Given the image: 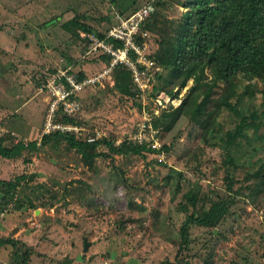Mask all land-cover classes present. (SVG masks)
Instances as JSON below:
<instances>
[{
	"label": "rangeland",
	"instance_id": "1",
	"mask_svg": "<svg viewBox=\"0 0 264 264\" xmlns=\"http://www.w3.org/2000/svg\"><path fill=\"white\" fill-rule=\"evenodd\" d=\"M144 1L0 0V139L16 131L13 123L18 117L33 126L27 125L31 129L23 130L22 136V130L16 131L9 142L39 141L46 134L47 96L40 89L50 73L73 63L87 73L103 66V58L84 57L87 43L79 33L83 30L74 32L67 21L75 18L90 27L86 32L102 34L114 14L129 15ZM182 1L149 0L153 5L149 27H143L139 37L154 61L148 108L155 107L160 94L165 110L178 107L195 84L192 77L183 88L176 86L171 92L162 88L168 69L156 55L160 41L173 37L186 15ZM207 76L196 93L197 101L211 82V75ZM233 84L232 103L248 87L236 105L239 114L223 108L206 139L188 115L168 132L153 125L156 151L146 152L145 157H99L88 167L64 140L56 147L25 150L11 159L0 157L1 180L36 173L17 188L15 203L20 207L12 203L0 213V236L18 241L14 249L0 247V264H20L22 256L15 251H26L31 264H260L264 172L255 173L264 161V81L236 77ZM217 85L215 97L225 89L223 82ZM112 87L83 94L81 110L72 117L81 129L69 133L75 139L109 136L117 144L136 143L132 138L144 103L136 93L127 96ZM29 98L30 104L23 108ZM32 105H38L36 112L27 114ZM252 112L258 115V128L248 127L245 136L237 139L230 163L225 133ZM190 195H195L194 200ZM128 201L133 203L130 210ZM119 202L127 207L120 208ZM220 202H225L224 209H215ZM209 210L215 217L212 226L194 220ZM85 242L90 243L87 251H83Z\"/></svg>",
	"mask_w": 264,
	"mask_h": 264
},
{
	"label": "trees",
	"instance_id": "2",
	"mask_svg": "<svg viewBox=\"0 0 264 264\" xmlns=\"http://www.w3.org/2000/svg\"><path fill=\"white\" fill-rule=\"evenodd\" d=\"M181 6L187 9L186 15L178 22L173 37L160 41L156 55L159 63L168 69L166 77L163 78L162 88L167 89L168 92L176 86L183 88L192 77L195 84L178 107L168 111L163 110L155 117L153 125L155 127L159 124L165 132H168L180 118L190 115V118L201 128V136L206 139L208 133L213 131L215 119L223 108L239 114L236 105L243 95L248 93V87L242 95H237L235 103H232L231 99L236 96L233 79L242 77L247 81L254 79L264 81V0H184ZM67 25H71L74 32L79 29L90 31L89 26L75 18L67 21ZM143 27H149V20H146ZM98 35L104 34L98 33ZM103 59L108 61L105 56ZM207 73L211 75V82L205 84L202 98L197 101L196 93L202 81L208 77ZM82 75L80 71L78 77ZM113 77L112 88L115 91L127 96L135 94L131 73L127 68L122 65L115 66ZM218 81L225 84V89L215 97L214 88L218 86ZM90 92L96 93L98 89H91ZM257 119L259 118L255 112L244 115L234 129L225 133L223 142L227 150L226 158L230 163L233 162L231 150L234 149L235 142L245 136L248 127L258 128ZM57 120L79 124L71 117H58ZM11 135L7 133L1 137L0 157L11 159L21 156L25 150L37 151L45 146L56 147L60 140H64L67 147L79 153L88 167H91L93 161L99 157L110 160L117 155L132 154L145 157L146 152L155 153L156 151L151 146L128 143L126 140L117 144L109 136H102L89 142L75 139L69 133L52 131L43 134L39 141L9 142L13 138ZM262 139L264 141V137ZM99 147L104 149L100 150ZM163 149L169 150L166 146H163ZM261 172H264V161L255 174L259 175ZM28 175L19 176L14 181L0 179V188L3 192L0 213L12 203L16 209L20 207L16 205L17 188L20 182L27 180ZM72 183L70 181L68 184ZM26 184L29 185L27 182ZM87 187L89 188V185ZM66 188H68L67 185ZM189 197L194 200L195 195ZM119 204L120 208L127 207L126 203L119 202ZM224 204L225 202L216 203L214 207L224 209ZM127 205L126 209L130 210L133 206L132 201H128ZM210 211L194 220L203 226H212L215 217L210 216ZM17 244L18 241L13 237L0 236V247L10 245L14 249ZM17 252L22 256L20 264H31L30 256L26 251L24 253L15 251ZM205 264H211V262L206 261Z\"/></svg>",
	"mask_w": 264,
	"mask_h": 264
},
{
	"label": "built area",
	"instance_id": "3",
	"mask_svg": "<svg viewBox=\"0 0 264 264\" xmlns=\"http://www.w3.org/2000/svg\"><path fill=\"white\" fill-rule=\"evenodd\" d=\"M144 4L136 8L129 15L114 14V20L103 36L95 34H81L87 40L86 58H108L103 66L95 72L87 73L82 70V76L78 77L80 71L72 66L59 68L50 73L41 85L40 92L47 96V108L45 113L44 132L52 131L65 133L78 132L81 128L73 123L60 122L58 117H74L81 110V98L85 92L91 89L102 90L107 86L114 85L113 69L122 65L131 73L132 83L135 87L137 97L144 103L142 119L136 125L135 135L132 138L138 144L148 145L155 148L156 133L153 128V118L158 116L166 108L161 102L162 95L155 99V107H147L146 99L153 91V74L151 66L154 61L145 52V46L139 43V37L143 36V25L148 20L153 5L146 0ZM159 104L157 106V103ZM169 110V109H168ZM166 110V111H168ZM94 138L87 139L91 142ZM260 264H264V258Z\"/></svg>",
	"mask_w": 264,
	"mask_h": 264
},
{
	"label": "crops",
	"instance_id": "4",
	"mask_svg": "<svg viewBox=\"0 0 264 264\" xmlns=\"http://www.w3.org/2000/svg\"><path fill=\"white\" fill-rule=\"evenodd\" d=\"M114 19V15H113V18H112V20ZM112 23H113V21H112ZM112 25V24H111ZM109 29V28H108ZM107 29V30H108ZM79 33H80V35L81 34H83V33H85V34H92V33H88V32H86V31H80L79 30ZM104 34V33H103ZM95 35H97V34H95ZM82 37V36H81ZM82 38H85V37H82ZM86 40V39H85ZM85 54V53H84ZM72 65H74V63L73 64H71V65H68V66H72ZM72 68L73 69H75V70H78V71H82L83 69H76V67H74V66H72ZM83 72V71H82ZM86 72V71H85ZM32 99H28L27 101H25L24 103H23V108H26L27 106H28V104H30V101H31ZM33 107V108H32ZM37 107H38V105H36L35 107L32 105V106H30L28 109H27V114L30 112V111H32L33 109H35V112H36V110H37ZM2 111V110H1ZM1 111H0V114H1ZM14 122L15 123H13V125L15 126V130L16 131H18V130H22V133H20L19 135H23V130H24V132H25V130H27V129H31V128H29L28 126L30 125V127H32L33 125H31L30 123H29V120L27 121V119H24V118H17V119H15L14 120ZM8 124V123H7ZM11 124V123H10ZM28 125V126H27ZM8 126H10L9 124H8ZM5 128V127H4ZM36 128V127H35ZM16 131H13V130H11V134L12 135H14L15 134V132ZM27 133V132H26ZM15 135H18V134H15Z\"/></svg>",
	"mask_w": 264,
	"mask_h": 264
},
{
	"label": "water",
	"instance_id": "5",
	"mask_svg": "<svg viewBox=\"0 0 264 264\" xmlns=\"http://www.w3.org/2000/svg\"><path fill=\"white\" fill-rule=\"evenodd\" d=\"M35 176H36V173H30V174L28 175L27 180H28V181H32L33 178H34ZM89 245H90L89 242H85V243H84V247H83V251H87Z\"/></svg>",
	"mask_w": 264,
	"mask_h": 264
}]
</instances>
